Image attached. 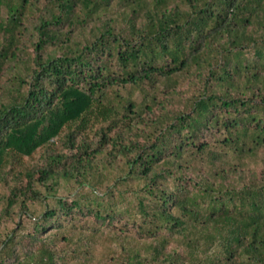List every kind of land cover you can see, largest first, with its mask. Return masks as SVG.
<instances>
[{"label": "trees", "instance_id": "obj_1", "mask_svg": "<svg viewBox=\"0 0 264 264\" xmlns=\"http://www.w3.org/2000/svg\"><path fill=\"white\" fill-rule=\"evenodd\" d=\"M0 264H264V0H0Z\"/></svg>", "mask_w": 264, "mask_h": 264}]
</instances>
